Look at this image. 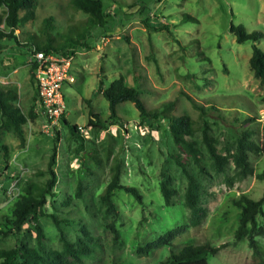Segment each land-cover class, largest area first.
I'll use <instances>...</instances> for the list:
<instances>
[{
  "label": "rangeland",
  "instance_id": "obj_1",
  "mask_svg": "<svg viewBox=\"0 0 264 264\" xmlns=\"http://www.w3.org/2000/svg\"><path fill=\"white\" fill-rule=\"evenodd\" d=\"M102 1L107 23L91 28L87 15L76 10L71 0H37L33 19L14 32L16 40L6 38L0 43V90L13 91L22 113L27 116L32 110L34 115L22 125L23 140L1 125L0 249L19 243L36 247L37 226L43 230L46 249H62L50 217L38 215L33 221L29 214L17 233L10 225L14 204L25 186L42 185L48 178L54 153L57 178L43 211L54 214L69 241L84 239V228L92 237L91 252L72 264H158L171 248L183 243H226L208 258V264H256L248 241L234 240L240 213L234 202L242 195L254 200L262 196L264 180L258 175L264 173V153H247L252 174L246 177L237 175L231 161L217 174L202 133L209 128L222 154L233 153L245 131L255 143L263 138L264 85L254 77L249 58L253 45L264 52V0ZM231 23L256 34L258 40L238 44L229 31ZM81 35H85L83 45H73L71 41ZM46 43L73 51L75 77L74 83L62 86L68 125L60 123L48 132L38 116L31 73L32 46ZM120 74L148 108L171 102L169 114L192 119L201 169L174 144L166 119L142 120L127 101L117 105L119 119L113 123L107 100L95 92L101 84L108 88ZM89 99L90 107L85 101ZM90 110L106 123L104 129L87 127ZM71 125L83 130L73 135ZM176 155H181L200 185L203 216L196 226L189 225L191 212L184 202L187 177L176 164ZM117 163L121 184L136 187L142 203L115 190L112 200L118 214L114 218L101 195ZM163 182L174 192L169 204L161 193ZM256 222L262 228L256 239L264 260V206ZM113 223L117 238L110 227ZM180 226L187 227L168 246L147 254L140 251Z\"/></svg>",
  "mask_w": 264,
  "mask_h": 264
},
{
  "label": "trees",
  "instance_id": "obj_2",
  "mask_svg": "<svg viewBox=\"0 0 264 264\" xmlns=\"http://www.w3.org/2000/svg\"><path fill=\"white\" fill-rule=\"evenodd\" d=\"M73 7L87 15V23L89 27H104L107 23V16L104 12V3L102 0H71ZM37 5V0H0V7L4 8V13L0 14V43L3 39L14 38V32L18 30L20 24L33 19L35 15L34 8ZM23 14L20 15V12ZM191 18L190 16H186ZM229 31L235 36V41L242 44L248 40L256 42L258 36L254 33H248L241 25L230 24ZM85 35H81L76 42L71 41L73 45L81 44V39ZM33 49L41 50L46 53H55L59 55H73L72 50L61 49L54 47L51 43H46L42 46L33 45ZM30 47V49L32 48ZM75 48V46H72ZM32 49V51H33ZM249 67L253 72L255 78L259 79L260 83L264 85V52L256 45L252 46V53L249 58ZM32 73V66H31ZM102 94L108 102L109 115L114 119L113 123L119 119L117 115V105L122 102H131L138 110L139 116L142 120H156L159 117L166 119L168 128L174 144L182 153L189 155L190 159L200 169V149L197 146V141L193 139L195 129L193 121L188 115L173 116L169 114L172 107L171 102L162 104L160 107L148 108L139 96L136 88L125 85V78L122 74L114 80L108 88H102V84L96 90L95 94ZM17 97L11 90H0V129L3 125L7 130L12 131L19 139L23 140L22 125L26 123L27 118L34 119L33 111L30 110L25 116L18 105L15 103ZM88 106H91V100H85ZM263 111H264V96L262 97ZM200 111L201 107L194 104ZM203 111H201L202 113ZM250 121V120H249ZM61 124L68 125L65 117L61 119ZM87 127L104 129L106 123L102 121L98 114H93L90 110L87 121ZM71 134H79L77 125L69 126ZM202 143L205 146L206 152L209 155L213 168L217 174L223 173L230 161L237 169V175L246 177L252 174V168L247 160V153L254 151L256 153H264V131L263 138L260 143H255L250 140V133L243 132L241 138L237 139L235 151L225 154L220 153L216 146L214 138L209 134V128H205L202 133ZM174 160L178 166L181 167L183 173L187 177V186L184 193L185 205L190 209L191 217L189 219L190 226H196L200 223L203 216V210L200 207V185L194 175H192L186 168V164L181 162V155L174 156ZM54 153L52 154L48 164V178L42 185L35 183L28 184L24 188V193L20 199L14 204L12 211V218L10 220L11 231L17 233L21 230L23 224L26 222L29 214H32L30 219L37 220V216L50 217L55 224L59 233V238L62 243L61 250H49L43 245L44 234L41 227L37 226V244L36 247H30L27 244L19 243L10 248L0 249V264H72L78 261L81 257L91 252L90 243L92 237L87 229H82L84 239L78 238L76 242H71L66 239L59 221L54 214H49L43 211L46 203V197L51 193L55 186L56 174L53 170ZM111 181L105 188L101 199L106 206V210L117 217L116 206L112 200L113 192L117 189L123 190L133 196L139 203H142V195L139 190L133 186L121 184V171L117 163L114 168ZM259 179L264 180V173L258 175ZM161 193L166 204L170 203V198L173 195V190H170L166 183H161ZM234 205L239 209V220L237 229L234 232V240L236 242L246 239L248 246L252 251V258L256 264H264L263 253L261 246L256 239L257 235L262 233V228L257 226L256 216L262 213L264 206V191L258 200L251 199L247 196H240L234 202ZM111 229L115 235L118 236V230L114 223L111 224ZM187 226H180L173 230L166 232L164 235L158 237L156 240L147 243L140 251L147 254L153 249H158L162 246H168L170 242L179 234H181ZM3 234L0 232V235ZM5 235V234H4ZM226 243L218 246L209 244H193L183 243L175 248L170 249L169 256L160 261L158 264H208V258L217 254L221 249L226 247ZM74 259L73 261H71Z\"/></svg>",
  "mask_w": 264,
  "mask_h": 264
},
{
  "label": "built area",
  "instance_id": "obj_3",
  "mask_svg": "<svg viewBox=\"0 0 264 264\" xmlns=\"http://www.w3.org/2000/svg\"><path fill=\"white\" fill-rule=\"evenodd\" d=\"M32 77L34 80L37 100L38 116L42 119V129L52 131L65 117L66 106L62 94L64 83H74L72 72L73 55H59L33 49ZM82 131V126L77 130ZM78 130V131H79Z\"/></svg>",
  "mask_w": 264,
  "mask_h": 264
},
{
  "label": "crops",
  "instance_id": "obj_4",
  "mask_svg": "<svg viewBox=\"0 0 264 264\" xmlns=\"http://www.w3.org/2000/svg\"><path fill=\"white\" fill-rule=\"evenodd\" d=\"M65 119H66V114H65Z\"/></svg>",
  "mask_w": 264,
  "mask_h": 264
}]
</instances>
